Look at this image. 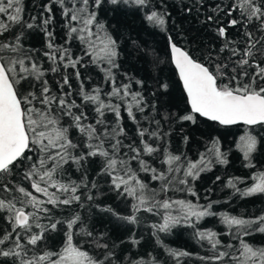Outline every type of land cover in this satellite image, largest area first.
<instances>
[{
    "label": "snow or ice",
    "instance_id": "snow-or-ice-1",
    "mask_svg": "<svg viewBox=\"0 0 264 264\" xmlns=\"http://www.w3.org/2000/svg\"><path fill=\"white\" fill-rule=\"evenodd\" d=\"M102 2L103 0H94V6L98 8ZM109 2L113 5L121 2L133 4L139 8L149 4V0ZM50 5L59 6L68 21L69 35L77 34L76 38L86 46L84 55L91 57L93 63L107 64L103 69L105 79L111 80L113 87L106 93L109 102L105 103L99 88L87 92L81 84L82 100L95 105L94 110L98 115L95 123H84L88 117L85 112L80 111L82 105L77 104L75 100L69 101L68 97L72 93L63 91V85L71 87L69 77L67 75L63 77L61 94H53L48 87V81L41 80L44 70L32 61L30 55L23 49L21 43L23 29L25 27L31 29L34 25L23 20L22 0H0V213L7 214L0 215V220H5L11 226L10 231L5 230L0 235V246H3L0 247V257H12L14 264H119L120 256L114 250H108L107 243L96 244L97 248L105 249L100 255L90 254L82 246L74 243L76 236L93 238V232L89 230L79 213L65 220L51 222L47 226L38 222L41 214L48 218L50 209L46 205L69 206L81 201L82 197L77 193L79 189L87 187L86 176L80 183L57 179L63 172L64 164L71 161L80 169L82 162L88 157L102 158L101 173L111 177V183L119 194H126L135 201L132 214L129 216H120L111 208L106 210L119 219L136 223L137 213L141 210L152 212L156 207L163 208L166 212L163 222L153 227L159 232H168L181 222L192 224V218L198 221L212 215L213 213L209 211L211 205L201 207L190 201L157 200V193L149 190L148 185L138 177L137 171L131 168L129 161L121 157V149L127 147L130 152L135 153L130 159L138 160L140 172H151L152 180L162 182L161 192H167L173 184H179L186 186V190L192 195H196L193 188L188 186L189 178L196 180L201 172L209 170L213 162L212 157L219 163L227 161L218 147V141L213 140L212 146L205 153H201L196 161L173 155L164 149L162 163L168 167L166 171H158L140 159L141 153L152 155L159 151L158 147H153L143 139L149 134V130L143 128L138 129L142 148L125 146L119 138L124 134V129L120 126L121 105L111 103V98L126 100L131 96V102L127 103L124 110L133 121L136 120L135 111L143 112L146 103L141 93L131 91L130 84H122L119 87L115 85L112 69L117 67L116 57L119 54L116 40L105 25L97 20L96 11L90 10V0H50ZM50 5L44 6L48 13L53 10ZM217 10H220L219 6ZM236 12L239 13V18L231 19L229 25L243 27L245 47L242 50L236 46L229 47L233 42L225 39L219 51L223 53L228 49L230 56L226 62L216 60L214 67L211 55L201 60L191 50L172 42V38L169 37L171 61L190 106V111L180 116V120L195 123L198 114L220 125H233L238 122L245 125H264V0H233L227 15L232 16ZM165 16L166 13L153 10L146 13L145 19L150 25L163 28ZM207 19L211 21L213 18L209 16ZM32 20L34 21L35 17H32ZM50 20L51 16L44 24L47 25ZM72 22H75L76 26ZM17 26L20 29L19 35L16 34ZM217 35L226 37L225 28L219 27ZM47 36L48 48L52 51L46 52L45 55L53 64L59 60L65 68H76L82 58L73 59L68 49L52 44L51 33H47ZM233 57L237 59L233 60ZM26 60L30 61V65H26ZM229 64L232 65L231 71ZM51 71L57 72L58 69L52 67ZM75 75L77 79L80 78L79 71ZM30 78L41 82L39 93L26 88V82H29ZM28 87H32L30 82ZM160 87L166 90L168 85L162 83ZM73 109H76L75 113ZM106 111L115 114L114 126L106 124L104 118ZM65 117L71 121L67 127L62 123ZM156 123L158 129L152 131L150 136L162 139L159 121ZM99 126H103L102 132ZM72 131L80 134L78 142H74L70 134ZM256 143V138L250 134L246 133L240 137L238 147L246 159L255 150ZM81 147L87 151L73 154ZM32 151H35V157L28 155ZM183 164H186V167H183ZM21 169L23 179L31 183V189L36 193L44 194L47 197L46 201L40 200L16 182ZM179 173H182V178L174 175ZM219 179L220 177H217V180ZM238 182L239 178H230L227 186L242 196L264 194V172L256 174L253 184L244 190L237 187ZM92 187H95V183ZM49 188L55 191L50 192ZM92 198L91 195L87 196L88 200ZM176 206L179 207V213L173 216L168 210ZM29 208L32 210L29 211ZM220 215L222 223L230 230L235 227L240 237L250 235L253 226H256L255 231L264 233V214L249 219L227 213ZM58 225H66L62 247L58 251L45 250L39 253L34 251L38 242L44 240L46 232L55 231ZM33 226L39 229V232L33 231ZM196 235L201 240L207 239L214 250L220 245L217 234L211 230L197 231ZM157 242L160 243L159 240ZM132 243L138 244L139 241L133 239ZM231 247L233 246L229 245V248ZM166 251L177 260V264L180 257L189 255L187 252L170 248H166ZM228 255V252L220 251L210 259L222 261ZM123 259L127 260L128 264H157L154 260L143 258L129 259L128 256H124ZM232 259L236 264H264V248H254L240 238L238 255Z\"/></svg>",
    "mask_w": 264,
    "mask_h": 264
},
{
    "label": "trees",
    "instance_id": "trees-1",
    "mask_svg": "<svg viewBox=\"0 0 264 264\" xmlns=\"http://www.w3.org/2000/svg\"><path fill=\"white\" fill-rule=\"evenodd\" d=\"M232 2L233 0H149L147 6L139 8L123 2L113 5L109 0H103L102 5L97 8L94 6V0H90L89 5L90 10L96 11L97 20L105 25L117 43L119 53L116 57L117 67L112 69L115 85L119 87L122 84H130L131 91L141 93L146 103L143 112L134 110L136 120L133 121L124 110L127 103L131 102V96L126 100L111 98V103L121 105L120 126L124 129V134L119 138L123 144L142 148L138 129H148L149 134L145 135L143 139L153 147H158L159 151L152 155L141 153L140 159L145 160L158 171H166L168 167L162 163L164 149L173 155H180L182 158L186 157L188 160L196 161L201 153H205L212 146L213 140L218 141V147L224 153L223 158L227 162L219 163L212 157L213 162L209 170L201 172L196 180L189 178L188 186L192 187L196 193V195H192L186 190V186L179 184H173L167 192H161L162 182L152 180L151 172H140L138 160L130 159L135 153L130 152L127 147H123L120 152L121 157L129 161L131 168L137 171L138 177L148 185L149 190H154L157 193V200L190 201L201 207L211 205L209 211L213 214L198 221L192 218V224L181 222L168 232H159L153 227V225L163 222V217L166 214L163 208L156 207L152 212L141 210L137 213L136 223L119 219L106 209L111 208L120 216H129L132 214V206L135 201L126 194H119L111 183V177L101 173L102 158L88 157L86 161L82 162L80 169L71 161L64 164L63 172L57 176V179H62L64 182L72 180L76 183H80L81 179L86 176L87 187L79 189L77 193L81 195V201L69 206L46 205L50 212L48 218L41 214V219L38 221L40 224L47 226L51 222L65 220L75 213H79L89 230L93 232V238L76 236L74 243L95 255H100L105 251V249L97 248L96 244L107 243L108 250H114L120 256L119 264H128V261L123 259L124 256H128L129 259L154 260L157 264H177V260L166 251V248L189 254L180 257L179 264H236L232 257L238 255L240 238H243L254 248H264V233L255 231L256 226H253L250 235L240 237L235 227L230 230L222 223L220 215L227 213L249 219L264 214V194L242 196L227 186V181L230 178H239L237 187L244 190L253 184L256 174L264 172V125H245L243 123L220 125L200 117L198 114L195 123L180 120V116L190 111V106L169 58V37L172 38V42L186 50H191L201 60L211 55L213 67L216 60L226 62L230 56L228 49L223 53L219 51L225 39L233 42L229 47L236 46L242 50L245 47L242 35L243 27L229 25L231 19L239 18L238 12L232 16L227 15V10ZM22 3L24 22L33 23L34 26L31 29L27 27L23 29L21 43L31 60L44 70L41 80H47L51 92L60 95L63 77L67 75L71 87L63 85V91L72 93L68 97L69 101L75 100L77 104L82 105L80 111L85 112L88 117L84 123H95L98 118L94 110L96 106L82 100L80 96L81 84L87 92L99 88L102 100L108 103L109 97L106 93L111 91L113 83L111 80L105 79L103 69L107 67V64L93 63L91 57L84 55L86 46L76 38L77 34L69 35L68 21L58 5H50V0H22ZM45 5L52 7L51 13L45 11ZM218 6L220 10H217ZM153 10L166 13L163 28L150 25L146 21V13ZM49 16H51V20L45 25L44 21ZM209 16L213 18L211 21L207 19ZM32 17H35L34 21ZM72 23L76 26L75 22ZM219 27L225 28L226 37L217 35ZM47 33L52 34L51 42L54 46L68 49L73 59L82 58L76 68H65L59 60L53 64L45 55L46 52L52 51L48 48ZM16 34H20L18 26ZM232 59L237 58L233 57ZM25 63L30 65L28 60ZM52 67H56L58 71L52 72ZM231 67L232 65L229 64V71H231ZM77 71L80 73L79 79L75 75ZM137 81L141 83H137ZM29 82L32 85L31 88L28 87ZM29 82H26V88L39 93L42 87L41 82L32 78ZM162 83L168 85L166 90L160 87ZM154 105L155 107H153ZM73 112L75 113L76 109H73ZM104 118L106 124L115 125L114 113L106 111ZM157 121H159V132L162 139L150 136L152 131L158 129ZM62 123L66 127L69 126L70 118L65 117ZM99 127L102 132L103 126ZM246 133L254 136L257 141L255 150L247 159L238 147L240 137ZM70 134L74 142L80 140L78 132L72 131ZM86 151V148L81 147L76 149L73 154ZM125 153L127 155H124ZM28 155L35 157L36 153L32 151ZM182 166L186 167V164ZM174 175L182 178V173ZM217 177L220 179L217 180ZM16 182L31 191L40 200H47L44 194L36 193L31 189V183L23 179V169L20 170ZM93 183H95L94 188L92 187ZM49 191L52 192L55 189L49 188ZM88 195L93 198L88 200ZM168 212L173 216L178 215L179 207H173ZM0 215L6 216L7 214L0 213ZM5 230L10 231L11 226L5 220H0V235ZM65 230L66 225H58L55 231L48 230L44 240L38 242L34 251L37 253L45 250L58 251L63 245ZM207 230L215 232L220 241V245L215 250L207 239L201 240L196 235L197 231ZM33 231L39 232V229H35L33 226ZM133 239L139 243L133 244ZM158 240L160 243L157 242ZM229 245L233 247L229 248ZM113 246L116 247L113 248ZM220 251L228 252L229 255L222 261L210 259ZM0 264H14L13 258L0 257Z\"/></svg>",
    "mask_w": 264,
    "mask_h": 264
},
{
    "label": "water",
    "instance_id": "water-1",
    "mask_svg": "<svg viewBox=\"0 0 264 264\" xmlns=\"http://www.w3.org/2000/svg\"><path fill=\"white\" fill-rule=\"evenodd\" d=\"M179 46V45H178ZM168 48H169V53H170V55H169V58L171 59V51H170V42H169V44H168ZM172 62V61H171ZM172 65H173V67H174V70H176L175 69V66H174V64L172 63ZM177 72V71H176ZM178 75V74H177ZM178 79H179V76H178ZM179 81H180V79H179ZM181 82V81H180ZM181 85H182V82H181ZM182 88H183V85H182ZM183 91H184V89H183ZM186 94V93H185ZM186 99H187V96H186ZM238 123H242V122H238Z\"/></svg>",
    "mask_w": 264,
    "mask_h": 264
}]
</instances>
